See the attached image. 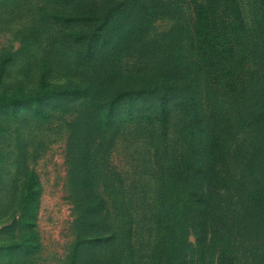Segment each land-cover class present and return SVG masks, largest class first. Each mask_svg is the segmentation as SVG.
I'll return each mask as SVG.
<instances>
[{
  "label": "trees",
  "instance_id": "trees-1",
  "mask_svg": "<svg viewBox=\"0 0 264 264\" xmlns=\"http://www.w3.org/2000/svg\"><path fill=\"white\" fill-rule=\"evenodd\" d=\"M39 2L0 57V180L8 154L17 180L0 217L18 251L39 246L22 134L55 120L75 212L65 264H264V0L255 33L235 0ZM114 146L138 179L108 166Z\"/></svg>",
  "mask_w": 264,
  "mask_h": 264
},
{
  "label": "rangeland",
  "instance_id": "rangeland-1",
  "mask_svg": "<svg viewBox=\"0 0 264 264\" xmlns=\"http://www.w3.org/2000/svg\"><path fill=\"white\" fill-rule=\"evenodd\" d=\"M235 1L238 4L245 29L248 32L252 29L255 33L257 28L254 27V24L256 17L259 16L256 12L259 10L257 0ZM40 5L39 0H0V57L8 52L16 51L19 47L20 32L25 28L30 17L37 14ZM230 21L231 19H229ZM168 28L169 23L164 19H159L152 24L149 37L152 39L159 37ZM15 76L14 70L9 67L4 80L8 88ZM27 82L32 85L33 79H29ZM31 85L26 90L32 89ZM51 103L56 104V102ZM28 134L30 136L26 139ZM32 136L41 137V139H37L41 140L40 148L37 147L38 141ZM4 137L1 138V141L9 143V134L7 133ZM22 137V144L25 147L28 142L24 165L27 170H32L35 173L39 183L38 209L34 228L39 246L36 251L30 254L20 253L15 247V242L19 240L16 227L12 232L9 228L11 218L7 215L2 216L0 217V264H65L71 245L75 241L73 227L75 212L67 186L69 160L66 138L58 131L55 120L45 125L40 132L34 129L29 133L23 132ZM8 150H12V148L10 147ZM10 157L8 154V160L2 169L1 188L12 181H17L13 178ZM107 163L113 171L122 174L124 179L136 180L139 177L131 170L133 162L126 158L117 146L110 150ZM17 179V188H19L22 177ZM147 183L148 185L153 184L150 176L147 177ZM0 202L8 203V198L1 192ZM6 212L9 213V211Z\"/></svg>",
  "mask_w": 264,
  "mask_h": 264
}]
</instances>
